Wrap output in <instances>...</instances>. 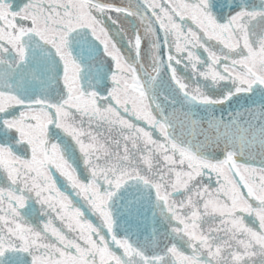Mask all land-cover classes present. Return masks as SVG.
Wrapping results in <instances>:
<instances>
[{"label": "snow or ice", "instance_id": "1", "mask_svg": "<svg viewBox=\"0 0 264 264\" xmlns=\"http://www.w3.org/2000/svg\"><path fill=\"white\" fill-rule=\"evenodd\" d=\"M0 264H264V0H0Z\"/></svg>", "mask_w": 264, "mask_h": 264}]
</instances>
